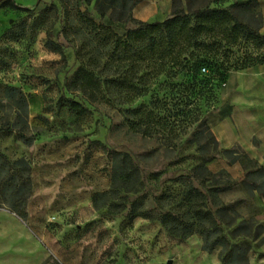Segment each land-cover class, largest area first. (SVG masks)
I'll list each match as a JSON object with an SVG mask.
<instances>
[{"label": "rangeland", "instance_id": "1", "mask_svg": "<svg viewBox=\"0 0 264 264\" xmlns=\"http://www.w3.org/2000/svg\"><path fill=\"white\" fill-rule=\"evenodd\" d=\"M15 1L32 11L0 9V153L30 160L35 192L27 221L0 210V262L40 264L34 260L38 255L65 264H221L218 250H203L200 234L181 239L159 220L133 219L131 213L138 200L146 212L168 213L182 203L186 178L195 175L194 186L208 197L204 210L215 212L208 192L223 189L227 177H205L197 169L216 155L206 131L209 124L202 120L217 105V85L213 96L201 99L184 91L187 76L164 75L151 79L145 95L133 102H125L114 88L90 101L71 85L97 46L78 16L89 10L98 20L94 5L86 7L82 0ZM51 42L64 55L53 52ZM124 64L127 72L130 66ZM118 69L108 71L102 81L117 79ZM68 100L90 112L76 116L64 106ZM142 106L155 112L151 130L135 115ZM21 134L35 138L33 147L20 141ZM114 154L130 156L140 169L144 189L138 195L111 194ZM236 191L219 194V199L223 204L242 201ZM161 197L166 198L164 211L156 200ZM124 206L123 213L111 211ZM263 246L250 257H264Z\"/></svg>", "mask_w": 264, "mask_h": 264}, {"label": "trees", "instance_id": "2", "mask_svg": "<svg viewBox=\"0 0 264 264\" xmlns=\"http://www.w3.org/2000/svg\"><path fill=\"white\" fill-rule=\"evenodd\" d=\"M82 1L86 7H95L98 20L89 10L80 12L78 16L97 46L90 53V63L81 64L76 70L71 90L81 91L90 101H96L107 88H114L125 96V102L130 103L145 95L151 79L164 75L177 78L183 74L189 79L187 85H184V91L197 94L201 99L207 98L209 93L213 96L217 85L218 105L219 91L231 72L264 64V35L260 32L264 19L258 0H172V16L163 23L148 24L133 18V10L140 0ZM222 1L229 6L219 7ZM0 9L26 13L32 11L17 5L15 0H0ZM129 24H135V27L130 28ZM116 28L124 30V33H118ZM49 48L64 55L59 44L51 42ZM103 59L107 61L99 69ZM123 63L130 66L127 72H124ZM91 65L97 67L93 68ZM116 66L119 68L116 73L119 77L103 82L105 74ZM204 69L207 79L202 77ZM144 70L146 73L139 76ZM136 80L139 81L136 83ZM125 92L128 94L124 95ZM197 105L199 108V103ZM64 106L78 117H84L90 112L78 101L68 100ZM154 113L142 106L135 115L140 118L139 124H144L151 130L156 121ZM206 121L208 123L206 118L202 120L204 123ZM161 122L162 119L157 124L160 125ZM206 131L215 145L216 155L211 161L201 163L197 171L209 178L227 177L223 189L219 186L212 187L208 192L216 207L215 212L204 210L208 197L194 186L193 181L198 178L195 175L186 178L182 203L171 206L168 213L146 212L142 210L143 200H138L132 206V218L157 219L171 235L181 239L200 234L203 250L208 254L218 250L221 264H251L250 253L264 244V226L253 218L246 219L243 216V199L223 204L219 194L224 195L227 191L238 188L251 194L252 190L260 189L257 181L264 179V168L257 166L239 149L222 151L209 125ZM19 137L26 146L33 147L34 137L28 138L25 134ZM114 155L111 194L114 197L123 193L138 195L144 189L140 169L130 156ZM218 157L228 159L231 164H242L248 171L246 178L238 182L227 171L213 173L208 166ZM33 194L30 160L24 156L12 160L0 153V210L6 209L19 219L27 221ZM156 200L158 207L164 211L167 207L166 198ZM125 210L124 206L111 211L119 214ZM43 264L62 263L51 257Z\"/></svg>", "mask_w": 264, "mask_h": 264}, {"label": "crops", "instance_id": "3", "mask_svg": "<svg viewBox=\"0 0 264 264\" xmlns=\"http://www.w3.org/2000/svg\"><path fill=\"white\" fill-rule=\"evenodd\" d=\"M258 2L264 19V0ZM173 7L172 0H140L133 10V18L147 24L163 23L172 16ZM260 32L264 35V24ZM227 78L219 91V103L210 112L209 127L222 151L239 149L257 166L264 168V64L231 72ZM208 167L213 173L227 171L232 179L238 182L244 180L248 173L242 164H231L228 159L222 157L212 161ZM257 185L260 189L252 190L251 194L240 188L232 191L239 193L244 200V217L253 218L264 226V179L257 181ZM261 252L264 253V246ZM37 259L40 264L46 261V257L38 255L34 260ZM251 264H264V257H251Z\"/></svg>", "mask_w": 264, "mask_h": 264}, {"label": "built area", "instance_id": "4", "mask_svg": "<svg viewBox=\"0 0 264 264\" xmlns=\"http://www.w3.org/2000/svg\"><path fill=\"white\" fill-rule=\"evenodd\" d=\"M203 72L205 73V72H206V70L204 69V70H203Z\"/></svg>", "mask_w": 264, "mask_h": 264}, {"label": "water", "instance_id": "5", "mask_svg": "<svg viewBox=\"0 0 264 264\" xmlns=\"http://www.w3.org/2000/svg\"><path fill=\"white\" fill-rule=\"evenodd\" d=\"M169 264H172V261H170Z\"/></svg>", "mask_w": 264, "mask_h": 264}]
</instances>
